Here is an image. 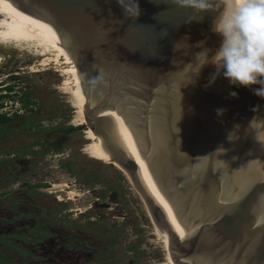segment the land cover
Masks as SVG:
<instances>
[{
  "label": "water",
  "instance_id": "water-1",
  "mask_svg": "<svg viewBox=\"0 0 264 264\" xmlns=\"http://www.w3.org/2000/svg\"><path fill=\"white\" fill-rule=\"evenodd\" d=\"M6 1L61 39L85 123L143 198L173 263L264 264V98L222 74L210 83L211 65L190 82L196 45L219 46L213 15L171 0Z\"/></svg>",
  "mask_w": 264,
  "mask_h": 264
},
{
  "label": "rangeland",
  "instance_id": "rangeland-1",
  "mask_svg": "<svg viewBox=\"0 0 264 264\" xmlns=\"http://www.w3.org/2000/svg\"><path fill=\"white\" fill-rule=\"evenodd\" d=\"M39 58L8 49L4 54L6 69L0 71V79L10 72L18 73L37 109L27 121L31 123L33 116L34 129H39L40 122L48 131L26 136L19 133L0 145V160L6 157L4 151L22 146L33 152L24 159L12 158L0 164V238L13 245L10 248L0 245V264H159L164 260V246L154 233L155 224L142 197L113 166L81 158L98 160L83 152L88 140L75 123L78 114L63 90L66 77L57 72V66L40 67ZM68 126L75 131L54 134L59 127ZM38 140L47 145L33 146ZM81 144L80 157L77 149ZM62 182L72 183L73 189L78 190L81 195L78 202L62 206L59 199L50 198L47 192L29 189L36 184L51 188ZM94 198L99 201L94 202ZM88 205L92 207L88 217L78 214L84 210H70L87 209ZM88 218L95 219V224H90ZM74 219H77L75 227ZM36 227L48 233V238L41 244L26 242L25 237L31 239L28 229ZM7 235L16 238L9 240Z\"/></svg>",
  "mask_w": 264,
  "mask_h": 264
},
{
  "label": "clouds",
  "instance_id": "clouds-1",
  "mask_svg": "<svg viewBox=\"0 0 264 264\" xmlns=\"http://www.w3.org/2000/svg\"><path fill=\"white\" fill-rule=\"evenodd\" d=\"M171 2L180 8L192 10L201 19L204 15L212 14L211 31L219 37V46L215 49L205 47L204 41L196 45L201 49L196 53L198 71L190 82H193L199 70L211 65L216 71L210 83L222 74L231 85L243 86L264 98V0ZM139 14V5L135 3L134 17ZM230 95L238 98L235 92ZM217 114L222 115L223 110L218 109Z\"/></svg>",
  "mask_w": 264,
  "mask_h": 264
},
{
  "label": "bare ground",
  "instance_id": "bare-ground-1",
  "mask_svg": "<svg viewBox=\"0 0 264 264\" xmlns=\"http://www.w3.org/2000/svg\"><path fill=\"white\" fill-rule=\"evenodd\" d=\"M13 48L24 51L27 54H32L35 57H41L38 63L40 67L57 66V72L61 76L66 77L62 82L63 90H66V93L69 95L70 104L78 114L76 122H74L77 126L84 125L85 101L78 70L75 67L73 59L64 49L61 39L6 0H0V68L4 64L5 52ZM32 71L37 72L35 70ZM84 137L88 140L83 148V152L86 155H90L107 165H112L131 183L125 171L117 163L112 162L111 157L106 153L94 131L87 128L84 131ZM47 191L55 194L61 202L70 204H75L80 198L78 190H74L71 183H54ZM77 210L85 211L86 209ZM154 233L158 240L163 243L165 250L164 260L159 264H174L170 257L169 248L160 236L156 226Z\"/></svg>",
  "mask_w": 264,
  "mask_h": 264
},
{
  "label": "flooded vegetation",
  "instance_id": "flooded-vegetation-1",
  "mask_svg": "<svg viewBox=\"0 0 264 264\" xmlns=\"http://www.w3.org/2000/svg\"><path fill=\"white\" fill-rule=\"evenodd\" d=\"M4 65L5 64H3V66L0 68V71L6 69V68H4ZM0 74H1V72H0ZM19 83L22 86H19ZM29 98L30 97H29L28 88L26 87V85L24 83L20 82V78L18 77V73L10 72L5 77L0 79V145L1 144H7L9 141L14 139V137H16L19 133H21L20 135H25L26 136V135H34L35 133L41 132V131L44 134L46 132H48L45 128L40 126V122H38V124H39L38 128L39 129H37V130L34 129L35 126H33V119L35 117L32 116L31 123H29L27 121L28 116L31 115V114L35 115V111L37 110V109H35L33 107V105H34L33 102L34 101L30 100ZM6 100L7 101L10 100V101L7 102ZM7 105H9L10 108L14 106L15 109L14 110H10V108H8L6 110L4 107L7 106ZM2 111H12V113H10V114L2 113ZM87 128L88 127H87V125L85 123L84 126H80L79 130L83 134L84 130L87 129ZM73 131H75L73 126L59 127L58 129H56L54 131V134L55 135L71 134V133H73ZM81 140H82V135H81ZM83 143H84V141L82 140V144ZM82 144L77 149L78 156H80L79 149L82 146ZM32 145L35 146V147L36 146L45 147L47 145V142L42 141V140H38V141H34ZM28 148L29 147L22 146L21 148H19L17 150L14 148V149H11V150H9L7 152L4 151L5 154H6L5 155L6 157H5V159H1L0 160V164L8 162V159H12V158L24 159L25 157H28V153H33ZM82 154L85 155L83 152H82ZM85 156H87V155H85ZM87 157H89V156H87ZM81 158L84 159V160H87L89 162L103 164L104 166H112V165H105L104 163H102L101 161H98L96 159L95 160L98 161V162L86 159L84 157H81ZM89 158H91V157H89ZM91 159H93V158H91ZM122 178L124 180H126L124 176ZM118 180H119V178H118ZM49 188L50 187L46 186V184H36V185H33V186L29 187V189H33V190H35V189L36 190H43L44 192H47L49 194L50 198H56L58 200V198H57V196L55 194H52V193H49L48 191H46ZM97 201H99V199L94 198V202H97ZM58 202H59V205H62V206L66 205V202H61L59 200H58ZM77 206H78V204H77ZM85 208H87V209L84 212L76 211L77 208L76 209L70 208V210L73 211V212H78V214L81 217L82 216H87L88 217L89 216V212L92 209V207L90 205H88ZM76 220L77 219L73 220V227H75L77 225V221ZM88 222H90V224L94 225L96 220L93 219V218H88ZM103 229H104V231L106 230L105 227H103ZM28 236H31V239L25 237L24 240L26 242L34 243V244H41L45 239L48 238L49 234L46 233V232L41 231L39 228L36 227V228L28 229ZM6 238L11 240V239H14L16 237L13 236V235H7ZM0 245L3 246V247L5 246L7 248L13 247V245L11 243L3 241V240H1V238H0Z\"/></svg>",
  "mask_w": 264,
  "mask_h": 264
},
{
  "label": "trees",
  "instance_id": "trees-1",
  "mask_svg": "<svg viewBox=\"0 0 264 264\" xmlns=\"http://www.w3.org/2000/svg\"><path fill=\"white\" fill-rule=\"evenodd\" d=\"M71 129V128H70ZM63 132V131H62Z\"/></svg>",
  "mask_w": 264,
  "mask_h": 264
}]
</instances>
